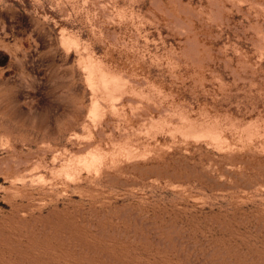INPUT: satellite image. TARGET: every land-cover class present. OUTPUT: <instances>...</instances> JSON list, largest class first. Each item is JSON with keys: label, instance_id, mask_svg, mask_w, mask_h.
Wrapping results in <instances>:
<instances>
[{"label": "rangeland", "instance_id": "rangeland-1", "mask_svg": "<svg viewBox=\"0 0 264 264\" xmlns=\"http://www.w3.org/2000/svg\"><path fill=\"white\" fill-rule=\"evenodd\" d=\"M0 264H264V0H0Z\"/></svg>", "mask_w": 264, "mask_h": 264}, {"label": "bare ground", "instance_id": "bare-ground-1", "mask_svg": "<svg viewBox=\"0 0 264 264\" xmlns=\"http://www.w3.org/2000/svg\"><path fill=\"white\" fill-rule=\"evenodd\" d=\"M100 79V78H99ZM101 80V79H100ZM99 80V81H100ZM98 82V81H97ZM99 83V82H98ZM100 83H101V81H100ZM99 83V84H100ZM101 84H103V82L101 83ZM101 86V85H100ZM104 86H106V84L104 85ZM102 88V87H101ZM100 89V88H99ZM104 89V88H103ZM106 93H107V91H106ZM94 104V103H93ZM100 104V103H99ZM102 106V105H101ZM103 112V111H102ZM105 112V111H104ZM124 145H125V143H124ZM125 146H129V145H125ZM128 147H126V149H127ZM130 148V147H129ZM132 149V148H131ZM121 150V148L119 149V151ZM128 150V149H127ZM123 150H121V152H122ZM123 153H125L124 151H123ZM77 154V153H76ZM133 154H134V152H133ZM72 155V154H71ZM123 155V154H122ZM77 156V155H76ZM115 156H118V155H115ZM125 156V155H124ZM80 157V156H79ZM118 157H120V154H119V156ZM57 158V157H56ZM85 158V157H84ZM83 158V159H84ZM110 160V159H109ZM101 162V161H100ZM67 164H69V162H66ZM70 163H72V162H70ZM88 163V162H87ZM90 163H92V161L90 162ZM94 163V162H93ZM62 164V163H61ZM104 164V163H103ZM72 165V164H71ZM87 165V164H86ZM100 165H102V164H100ZM83 167V166H82ZM85 168V167H84ZM83 168V169H84ZM87 169V168H86Z\"/></svg>", "mask_w": 264, "mask_h": 264}]
</instances>
